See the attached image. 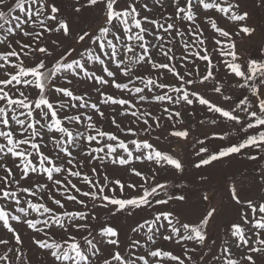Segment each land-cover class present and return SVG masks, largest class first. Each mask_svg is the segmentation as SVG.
<instances>
[{
  "label": "snow or ice",
  "instance_id": "snow-or-ice-1",
  "mask_svg": "<svg viewBox=\"0 0 264 264\" xmlns=\"http://www.w3.org/2000/svg\"><path fill=\"white\" fill-rule=\"evenodd\" d=\"M249 19L242 0H0V264H32L21 227L43 264H264V197L243 198L233 182L239 219L210 247L218 210L182 217L187 194H170L160 174L185 163L150 139L159 129L187 140L190 127L176 124L186 123L181 109L195 114L198 105L213 114L199 123L221 131L197 140L195 169L264 152V60L238 51L258 31ZM86 82L96 100L73 87ZM229 87L249 88L251 98L225 107L207 96L227 102ZM236 128L244 135L230 140ZM201 200L211 204L206 192ZM101 211L134 221L126 239Z\"/></svg>",
  "mask_w": 264,
  "mask_h": 264
},
{
  "label": "rangeland",
  "instance_id": "rangeland-1",
  "mask_svg": "<svg viewBox=\"0 0 264 264\" xmlns=\"http://www.w3.org/2000/svg\"><path fill=\"white\" fill-rule=\"evenodd\" d=\"M243 7L249 11L250 19L248 24L254 26L258 29L257 33L254 34L253 39L247 40L239 44V54L246 60H255L262 56L261 45L264 44V7H260L259 0H242ZM11 3V0H9ZM163 11V10H161ZM159 15V14H157ZM74 22L79 24L80 18H73ZM226 20V18H225ZM163 22V21H162ZM224 27H232V22L227 21L223 25ZM49 37L46 43L51 46V39ZM79 48V45H74ZM197 49H193L196 51ZM75 56L76 53H73ZM202 70V69H201ZM140 71H144L143 68ZM223 76V73H221ZM83 81L84 78L81 76L77 78ZM170 79V78H169ZM232 79V77H229ZM91 82L86 83H74L78 93H84L86 91H92L91 100H96V94L90 89L89 85ZM225 95L231 97L227 102L223 100L218 94L207 91V96L209 99L213 100L217 104H222L227 107L229 105L238 104L241 100L245 98H251V91L249 88L241 87H229L225 91ZM196 108L195 114H191L186 109H181L184 113L185 124L181 125L177 122V128L190 127V135L187 140L177 139L174 137H168L167 131L157 130L152 134L151 142L157 144L158 147L163 148L165 151H170L171 154L180 158L185 163V171L182 173L175 172H162L160 174L161 182H165L170 185V194L175 193L177 195L185 193L188 196V204L179 208L178 210L182 213V217L188 221L195 222L203 214L206 207H214L218 210V215L212 222V227L210 230V240L209 246L212 247V241H216L217 244L222 243L226 238V233L228 231L229 225L239 219L238 217V207L230 198L229 187L235 183L239 195L243 198H249L254 200H259L264 197V184H262L261 173L264 172V152L259 150H244L240 155H235L232 157L224 158L223 160L215 162L204 169H195L193 167V162L198 160L199 157L196 156V152L201 147L197 143L198 139H205L207 135H211L214 132H220L221 127L213 125L210 123L200 124V120H207L213 116L212 113L205 112L200 106L194 105ZM91 111V110H88ZM105 111H110V109L105 107ZM157 115H160L162 109L153 108ZM106 130L115 129L108 126L106 122L102 125ZM171 124L167 121L164 122V129L170 130ZM234 135L230 137V140L239 141L244 135L238 128L233 129ZM160 135L161 139L156 140V136ZM228 141H206V145L210 149H216L223 144H227ZM251 151L253 154L257 155L258 159L253 161L247 159V153ZM151 167V165H148ZM87 169H85L86 171ZM206 175L208 181L201 185L199 177L200 175ZM113 175L124 176L125 179L128 177L123 173L117 172ZM75 180V178H73ZM35 190V189H34ZM206 192L211 199V204L201 200V194ZM68 207L71 209L73 205L69 204ZM159 207V206H157ZM168 207L176 209L177 204L170 202ZM101 222L106 224H111L117 229L121 230L123 233L122 239H126L129 235V228L134 223V221L128 218L127 214L118 215L115 218H110L106 211L100 212ZM151 213H143L137 216L136 220H141L142 217L150 218ZM94 228H99V224L96 221H91ZM20 232L25 240V252L30 256L32 264H43L47 257L43 254L42 250L36 249L31 245L28 237L30 235V230H25L23 227L20 228ZM5 238H8L10 234H4ZM165 248L172 249L176 254L181 251L180 248L174 246L171 242H161ZM31 249V251H29ZM3 251V246H0V252ZM259 264V261L257 262Z\"/></svg>",
  "mask_w": 264,
  "mask_h": 264
},
{
  "label": "built area",
  "instance_id": "built-area-1",
  "mask_svg": "<svg viewBox=\"0 0 264 264\" xmlns=\"http://www.w3.org/2000/svg\"><path fill=\"white\" fill-rule=\"evenodd\" d=\"M255 60H257V61L264 60V54H262V56H261V57H259V58L255 59Z\"/></svg>",
  "mask_w": 264,
  "mask_h": 264
}]
</instances>
